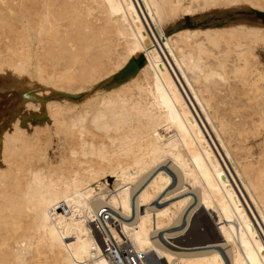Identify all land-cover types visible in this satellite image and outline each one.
<instances>
[{
	"label": "bare ground",
	"instance_id": "bare-ground-1",
	"mask_svg": "<svg viewBox=\"0 0 264 264\" xmlns=\"http://www.w3.org/2000/svg\"><path fill=\"white\" fill-rule=\"evenodd\" d=\"M241 1L264 9L0 0V73L28 69L35 55L40 81L59 94L98 88L83 103L46 102L52 132L29 137L16 120L3 134L0 264H113V250L121 264H226L222 250L229 264H264V29L189 22L166 33L180 17ZM198 217L217 237L188 244L196 236L174 228Z\"/></svg>",
	"mask_w": 264,
	"mask_h": 264
},
{
	"label": "rangeland",
	"instance_id": "rangeland-1",
	"mask_svg": "<svg viewBox=\"0 0 264 264\" xmlns=\"http://www.w3.org/2000/svg\"><path fill=\"white\" fill-rule=\"evenodd\" d=\"M223 6L222 4H218L215 7L212 6L211 8L209 7L208 9L202 10V12L198 11L199 13L194 12L193 15L180 17V19L177 20V24L171 26L166 33H172L176 30L178 25H186L189 22L195 23L200 29L217 27L229 23H246L248 26L264 29L263 8L242 1ZM158 49L160 53H162L160 48ZM259 56L260 64L264 67V49H260ZM35 58V55H32L31 65L28 69L20 73H15L10 69L0 73V162L2 157L1 147L3 134L13 129V124L16 120L18 123L17 125L19 126L20 124L19 127H21L29 137L34 134L35 127L46 128L48 129L46 131L52 132V124L47 122L44 118L45 113L49 112L45 105L46 102L83 103L82 100H93L97 93L98 88L88 93L72 97H69L67 94H59V90L47 87L40 81L39 72L34 67ZM143 62L144 58L142 56L137 64H134V69L140 68ZM117 81L118 79H112V81L102 82L99 85V89L106 91L114 86ZM112 82L114 83L113 85L111 84ZM187 102L191 105L189 100H187ZM190 107L200 123L201 120H199L198 115L195 113L192 106ZM200 124L205 132L202 122ZM40 132L38 135L40 138H45L47 136V132ZM113 179L114 178H109V182L112 183ZM157 203H159V201L155 200L154 205L158 206ZM209 228L210 229L204 234L190 239L188 244L209 242V240L215 239L217 234L214 228ZM152 262L157 263L156 260Z\"/></svg>",
	"mask_w": 264,
	"mask_h": 264
},
{
	"label": "built area",
	"instance_id": "built-area-1",
	"mask_svg": "<svg viewBox=\"0 0 264 264\" xmlns=\"http://www.w3.org/2000/svg\"><path fill=\"white\" fill-rule=\"evenodd\" d=\"M195 224L192 226V228H185V222L183 221L182 224L177 227V228H174V231H178V230H184L183 233H182V237L181 238L183 241H185L186 239L192 237V236H198V235H202L204 232H203V222L201 220L200 217L198 218H195ZM196 228H198V230H195ZM158 240L166 247L168 248H172V244L170 243V241L166 240V238L161 234L159 233L158 236H157ZM108 251V250H106ZM109 254H111V257H112V263L113 264H121V258L120 256L117 254V251L116 250H113V251H108ZM120 253L122 254V252L120 251ZM114 254V255H113ZM222 254L225 258V261H226V264H229V260H228V257L226 255V253L222 250ZM123 255V254H122ZM114 256V257H113Z\"/></svg>",
	"mask_w": 264,
	"mask_h": 264
}]
</instances>
